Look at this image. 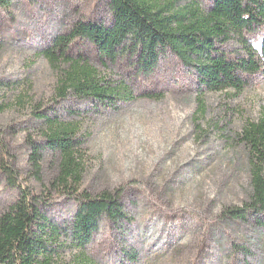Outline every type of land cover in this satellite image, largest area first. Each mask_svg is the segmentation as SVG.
Here are the masks:
<instances>
[{
    "label": "rangeland",
    "instance_id": "obj_1",
    "mask_svg": "<svg viewBox=\"0 0 264 264\" xmlns=\"http://www.w3.org/2000/svg\"><path fill=\"white\" fill-rule=\"evenodd\" d=\"M7 2L0 9V160L19 183L42 193L57 170L43 148L45 127L36 113L76 125L79 189L91 196L118 192L126 217L117 225L101 221L84 248L61 237L53 263L264 264V229L223 215L246 200L241 135L264 118V79L249 78L240 93L201 92L194 73L172 55L144 77L123 63L103 67L81 44L72 56L85 54L101 77L128 84L133 98L112 105L61 99L57 84L64 67L49 65L41 50L80 20L106 19V0ZM36 150L39 170L31 161ZM15 197L0 172V210ZM52 200L45 214L65 228L78 206L66 197Z\"/></svg>",
    "mask_w": 264,
    "mask_h": 264
},
{
    "label": "trees",
    "instance_id": "obj_2",
    "mask_svg": "<svg viewBox=\"0 0 264 264\" xmlns=\"http://www.w3.org/2000/svg\"><path fill=\"white\" fill-rule=\"evenodd\" d=\"M105 3L106 19L80 20L65 33L55 35L41 50L49 65L64 67L57 84L61 99L71 95L112 105L133 98L128 84L101 77L85 54L72 56L73 46L81 44L92 50L103 67L123 63L133 75L144 77L155 72L161 59L172 55L194 73L201 92L240 93L249 78L264 79V0H208L205 8L196 3L178 7L173 1L161 0ZM7 4V0H0V9ZM3 110L0 105V112ZM36 114L45 127L43 148L55 157L57 172L49 187L37 194L19 183L12 167L0 160V172L16 190L15 199L0 210V264H54L63 246L58 244L61 237L84 248L101 221L117 225L126 219L118 192L91 196L79 189L75 161L78 142L73 139L77 126ZM241 144L249 190L241 208L223 215L233 221L251 219L264 229V118L243 128ZM38 150L31 158L36 170ZM57 197H66L78 206L65 228L45 214Z\"/></svg>",
    "mask_w": 264,
    "mask_h": 264
}]
</instances>
